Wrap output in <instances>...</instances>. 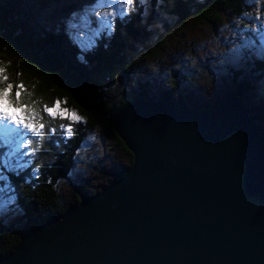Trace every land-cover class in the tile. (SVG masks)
<instances>
[{
	"label": "water",
	"instance_id": "obj_1",
	"mask_svg": "<svg viewBox=\"0 0 264 264\" xmlns=\"http://www.w3.org/2000/svg\"><path fill=\"white\" fill-rule=\"evenodd\" d=\"M105 98L131 165L0 264H264V131L239 97L199 110L118 77Z\"/></svg>",
	"mask_w": 264,
	"mask_h": 264
},
{
	"label": "trees",
	"instance_id": "obj_2",
	"mask_svg": "<svg viewBox=\"0 0 264 264\" xmlns=\"http://www.w3.org/2000/svg\"><path fill=\"white\" fill-rule=\"evenodd\" d=\"M95 1L0 0V67L5 69L8 82L25 85L23 102L34 103L45 123L41 134L28 135V145L22 150L25 163H6L10 147L0 139V169L19 210L14 222L0 219V256L14 249L23 229L60 214L81 194L91 195L105 187L96 189L81 177L80 187H69L66 198L60 194L58 184L66 181L74 156L87 136L105 133L125 155L127 161L113 172L114 179L131 165V153L114 132L106 106L105 96L117 84V78L143 98H151L152 92L133 80L134 67L154 57L190 18L215 26L222 14H238L243 6L242 0H149L151 10L147 14L134 9L114 25L107 37L84 51L69 37L65 23ZM251 69L264 74V57L254 60ZM238 72L230 71V76L239 87L232 94L241 101V92L249 84L246 78L240 80ZM176 90V82L171 81L168 88L156 93V99L171 102ZM56 100L61 108L75 111L82 120L50 118L42 109L53 106ZM218 101L192 108L210 110L218 106ZM249 113L256 121L250 108ZM70 122L73 132L69 136L60 125ZM52 128L56 129L54 133Z\"/></svg>",
	"mask_w": 264,
	"mask_h": 264
},
{
	"label": "rangeland",
	"instance_id": "obj_3",
	"mask_svg": "<svg viewBox=\"0 0 264 264\" xmlns=\"http://www.w3.org/2000/svg\"><path fill=\"white\" fill-rule=\"evenodd\" d=\"M120 5L121 0H96L67 19V34L85 51L107 37L114 25L122 22L129 12L140 8L147 14L151 10L149 0H133L125 14L120 15ZM242 5L238 14H222L220 23L215 26L192 18L187 20L182 31L154 57L134 67L133 80L144 84L152 92L153 99L174 81L177 90L171 102L192 108L232 94L239 87L231 79L230 71H239L240 80L246 78L249 84V88L241 92V102L252 110L255 122L264 127V74L251 69L254 60L264 57V0H242ZM113 12L117 15H103ZM106 22H110L111 27H106ZM7 128L12 132L0 124V139L10 147L5 162L13 165V162L23 163L24 160L25 163L22 150L28 145L31 133L13 125H7ZM16 132L21 135L17 136ZM126 161L113 139L105 133L91 134L77 150L66 181L58 184L60 194L66 198L69 187H80L81 177L89 185L101 189L113 181V172L122 169ZM18 217L14 195L0 169V219L14 222Z\"/></svg>",
	"mask_w": 264,
	"mask_h": 264
},
{
	"label": "snow or ice",
	"instance_id": "obj_4",
	"mask_svg": "<svg viewBox=\"0 0 264 264\" xmlns=\"http://www.w3.org/2000/svg\"><path fill=\"white\" fill-rule=\"evenodd\" d=\"M133 3V0H121L120 15H124L128 6ZM108 17H113L117 13H105ZM106 27H111L110 22H106ZM9 81L8 75L5 74V69L0 67V124L5 126L6 131L12 132V129L7 128V125H13L16 129H23L24 131L32 134H41L45 129V123L42 122V117L39 111H37L35 104H26L23 102L22 93L25 91V85L23 83L13 84ZM15 89L14 96L12 95ZM50 118L60 117L63 119H69L70 121H80L82 117L75 111L69 112L67 108H61V102L56 100L53 106L49 107L45 105L42 109ZM60 128L66 132L69 136L73 132L72 123L67 125L61 124ZM51 131L54 133L55 128ZM17 136H20V132H16ZM31 141H29V144Z\"/></svg>",
	"mask_w": 264,
	"mask_h": 264
}]
</instances>
